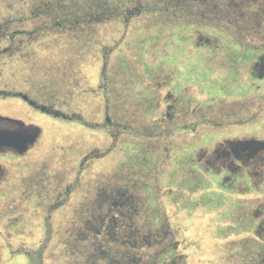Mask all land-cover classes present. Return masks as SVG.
<instances>
[{
	"label": "rangeland",
	"instance_id": "rangeland-1",
	"mask_svg": "<svg viewBox=\"0 0 264 264\" xmlns=\"http://www.w3.org/2000/svg\"><path fill=\"white\" fill-rule=\"evenodd\" d=\"M263 45L264 0H0V89L81 119L0 99L36 138L21 163L70 187L47 241L39 216L12 238L48 242L42 264H264V186L231 121L264 94Z\"/></svg>",
	"mask_w": 264,
	"mask_h": 264
},
{
	"label": "flooded vegetation",
	"instance_id": "flooded-vegetation-1",
	"mask_svg": "<svg viewBox=\"0 0 264 264\" xmlns=\"http://www.w3.org/2000/svg\"><path fill=\"white\" fill-rule=\"evenodd\" d=\"M251 56L256 59L255 72L249 73L247 82L254 91H259L264 88V45L255 48ZM8 97H16L32 110L56 119L81 122L78 115L63 112L51 102H40L23 90L0 89V99ZM249 105L255 108L251 113L242 115L241 111L231 112L234 118H238L231 120L232 123L242 126L240 136H247L239 138L237 141L241 140L240 147L234 148L237 152L234 149L232 151L234 158L239 161L237 166L243 168V173L250 174L251 169L253 173L257 172L260 182H253L256 185L253 188H259L264 186V122L263 125H257V122L264 112V94L255 96L249 101ZM230 119L232 117L228 122ZM19 120L0 115V264H9L17 257L22 258L26 264H42L43 252L48 248V242H40L39 248L38 245L34 248L25 242H17L12 237L16 234L23 235L27 226H36L39 216L40 225L46 231L47 241L48 231L52 229L51 214L54 208L65 200L70 187L60 188L58 185L54 189L50 177L35 170L34 163H21V158L34 146L36 138L32 130L26 128ZM108 124L110 119L108 114H105L103 125L106 127ZM225 139V142L236 141L227 137ZM10 140L11 143H7ZM56 179L61 180L59 177ZM246 188V193H250L251 187ZM57 189L60 190L56 191ZM4 199L9 200L5 202ZM24 205L29 206V212L22 209Z\"/></svg>",
	"mask_w": 264,
	"mask_h": 264
},
{
	"label": "water",
	"instance_id": "water-1",
	"mask_svg": "<svg viewBox=\"0 0 264 264\" xmlns=\"http://www.w3.org/2000/svg\"><path fill=\"white\" fill-rule=\"evenodd\" d=\"M30 142H31V140H30ZM7 143H11V140H10V141H8Z\"/></svg>",
	"mask_w": 264,
	"mask_h": 264
}]
</instances>
